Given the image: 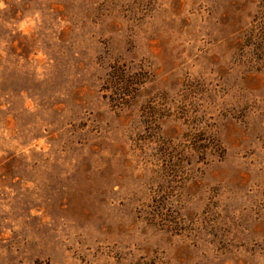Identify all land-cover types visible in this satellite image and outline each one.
<instances>
[{"label":"rangeland","instance_id":"rangeland-1","mask_svg":"<svg viewBox=\"0 0 264 264\" xmlns=\"http://www.w3.org/2000/svg\"><path fill=\"white\" fill-rule=\"evenodd\" d=\"M264 264V0H0V264Z\"/></svg>","mask_w":264,"mask_h":264},{"label":"trees","instance_id":"trees-1","mask_svg":"<svg viewBox=\"0 0 264 264\" xmlns=\"http://www.w3.org/2000/svg\"><path fill=\"white\" fill-rule=\"evenodd\" d=\"M135 264H168V263L157 256H152L148 258L143 257L140 260H138Z\"/></svg>","mask_w":264,"mask_h":264}]
</instances>
